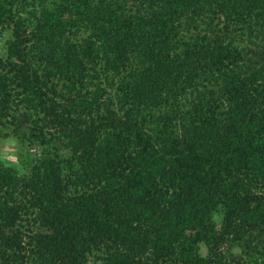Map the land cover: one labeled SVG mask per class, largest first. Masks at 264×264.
<instances>
[{
	"label": "trees",
	"instance_id": "obj_1",
	"mask_svg": "<svg viewBox=\"0 0 264 264\" xmlns=\"http://www.w3.org/2000/svg\"><path fill=\"white\" fill-rule=\"evenodd\" d=\"M0 41V264H264V0H0Z\"/></svg>",
	"mask_w": 264,
	"mask_h": 264
},
{
	"label": "rangeland",
	"instance_id": "obj_2",
	"mask_svg": "<svg viewBox=\"0 0 264 264\" xmlns=\"http://www.w3.org/2000/svg\"><path fill=\"white\" fill-rule=\"evenodd\" d=\"M247 42V41H246ZM246 42L244 44H246ZM243 44V43H242ZM2 42L0 41V49H2ZM111 91V90H109ZM14 148L16 149L15 141L13 140H3L0 138V160L11 159L14 161ZM34 150H31L30 153H34ZM92 259L88 260V263L91 264Z\"/></svg>",
	"mask_w": 264,
	"mask_h": 264
}]
</instances>
